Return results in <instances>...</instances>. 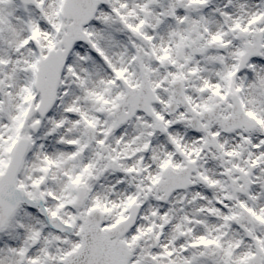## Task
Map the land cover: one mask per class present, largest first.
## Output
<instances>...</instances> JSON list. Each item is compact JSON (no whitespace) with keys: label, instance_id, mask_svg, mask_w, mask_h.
I'll return each instance as SVG.
<instances>
[{"label":"snow or ice","instance_id":"obj_1","mask_svg":"<svg viewBox=\"0 0 264 264\" xmlns=\"http://www.w3.org/2000/svg\"><path fill=\"white\" fill-rule=\"evenodd\" d=\"M0 264H264V0H0Z\"/></svg>","mask_w":264,"mask_h":264}]
</instances>
